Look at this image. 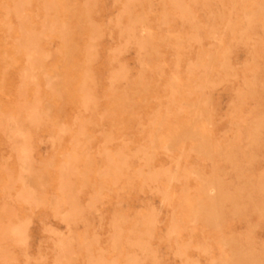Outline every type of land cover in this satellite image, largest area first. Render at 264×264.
<instances>
[{
  "label": "rangeland",
  "instance_id": "obj_1",
  "mask_svg": "<svg viewBox=\"0 0 264 264\" xmlns=\"http://www.w3.org/2000/svg\"><path fill=\"white\" fill-rule=\"evenodd\" d=\"M0 264H264V0H0Z\"/></svg>",
  "mask_w": 264,
  "mask_h": 264
},
{
  "label": "bare ground",
  "instance_id": "obj_2",
  "mask_svg": "<svg viewBox=\"0 0 264 264\" xmlns=\"http://www.w3.org/2000/svg\"><path fill=\"white\" fill-rule=\"evenodd\" d=\"M30 119V118H29ZM32 121V120H31ZM13 133V132H12ZM18 133V132H17ZM23 146V145H22ZM24 149H25V147H24ZM27 152V150H24V152ZM22 154V153H21ZM26 156H28V155H26ZM23 157V156H22ZM26 158H29V157H25L24 158V160L26 159ZM24 164H26L25 162H24ZM12 233H13V236H14V238L16 239V241L18 240V241H21V240H23V238L25 239V235H23L24 233H23V229H22V227H16V228H14L13 230H12ZM6 236V235H5ZM23 237V238H22ZM15 241V242H16ZM17 241V242H18ZM21 243V242H20Z\"/></svg>",
  "mask_w": 264,
  "mask_h": 264
}]
</instances>
